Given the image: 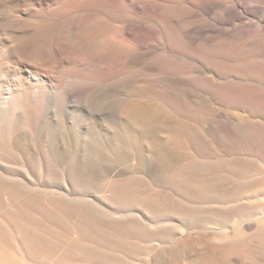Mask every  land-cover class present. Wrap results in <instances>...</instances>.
I'll return each instance as SVG.
<instances>
[{"label":"rangeland","instance_id":"obj_1","mask_svg":"<svg viewBox=\"0 0 264 264\" xmlns=\"http://www.w3.org/2000/svg\"><path fill=\"white\" fill-rule=\"evenodd\" d=\"M154 1L165 6L148 3ZM219 1L0 0V92L5 83L16 90L0 94L1 172L22 181L25 175L23 182L36 190L61 192L62 178L75 168L82 177L80 193L95 205L125 183V192L156 198V176L169 171L176 191L208 188L215 198L207 202L214 205L226 197L222 192L243 181L229 173L227 162L244 160L264 172V30L228 21L221 9L203 12L207 3ZM261 16L248 20L256 23ZM195 26L199 40L192 43L189 30ZM6 104L9 111L3 109ZM85 108L104 113L96 117ZM111 132L119 146L111 144ZM83 138L89 139L90 152L72 154L69 146ZM257 186L251 183L244 191ZM18 207L49 223L39 209L15 196L0 201V209ZM70 217L83 221L78 211ZM238 218L232 214L220 223L207 215L190 221L166 217L150 227L164 229L166 239L154 242L161 253L189 229L202 239L198 264H236L204 238L217 237V228L230 230ZM51 224L62 231L61 224ZM134 262L152 264L143 255Z\"/></svg>","mask_w":264,"mask_h":264},{"label":"bare ground","instance_id":"obj_2","mask_svg":"<svg viewBox=\"0 0 264 264\" xmlns=\"http://www.w3.org/2000/svg\"><path fill=\"white\" fill-rule=\"evenodd\" d=\"M148 3L153 4L157 8L165 6L164 3L159 4L157 1ZM247 3H245L244 0H236L235 5H229L228 0L216 2L215 5L214 2H209L203 7V12L214 11V8L221 9L224 11V14L227 15L226 19L228 21L242 24L248 28L251 25H257L256 29L264 30V16L257 18L256 23L248 20L251 16L254 17L258 14L264 15V7L262 6L264 5V0H247ZM238 8L241 9V11H238ZM61 15H66V13H60V16ZM199 32L200 27L198 26L190 28L189 40L192 43H196L199 40ZM129 34L130 32L127 31L124 32L123 35L128 39V37L130 38ZM19 62L20 61H18V64ZM10 67L12 66L10 65ZM9 86L10 85L5 83V87L7 88L4 89L5 91L3 90V92H0V94L5 93L9 95L15 93L16 90L11 92L12 89H10ZM263 93L264 92H262V94ZM189 95H191V93ZM200 95L202 94L200 93ZM15 96L17 95H14V98ZM3 109L7 111L8 105L6 104ZM84 111L96 117L104 113V111L92 112L90 110L89 112L86 108ZM19 112H21V110ZM128 113L130 112L128 111ZM214 117L213 119H215ZM261 120L262 119H260V121ZM222 124L224 126L226 125L224 123H221V125ZM211 127H213L212 124ZM87 128L88 127L84 125L81 127V131L84 135L89 133ZM25 131L26 133L30 132V129L25 128ZM105 131L108 133V129ZM110 131L111 129L109 132ZM114 133L115 132H111V144L113 145L118 142L117 137L113 135ZM84 138L83 141L80 142V145L75 147L69 146V150L72 154L81 153L86 155L90 152L91 147H89V139L86 140ZM104 144L105 143H103V145ZM118 144L120 145V143ZM118 144L116 146H119ZM106 148L109 149L110 146L106 145ZM232 163H234L235 166H233ZM246 164L251 163L244 160H236L224 164L226 168L230 167L232 169V172L229 173L239 175L243 178V181L240 183L241 187L239 185V188H235L234 190H232L233 188L228 189L232 190L231 192H222V196L226 195V197L218 203L214 200V205L207 202L208 198H215L208 188L200 190L198 185L192 187V189H195L194 191H191V189H186L182 192L176 191L170 184L171 171L162 172L156 176V180L159 182L157 192L155 193L157 196L156 198H144L140 195L137 196L130 192H125L124 188L127 186L125 183L112 189L108 197L97 200V205H95V203L90 200L92 198L89 199L80 193L82 177L75 168L62 178L61 192L36 190L23 182L28 178L25 175H22V181L18 177L2 173L0 170V201L15 196L17 199L24 201V203L39 209L43 214L42 219L49 222H44L40 218L27 213L20 207L15 209H0V264H136L134 261L139 255L150 258L152 264H164V261L171 263L177 258H179L181 264H198L196 253L202 246V239L200 237L192 235L190 233L192 231L186 229L188 231L187 235L185 234L186 236L181 235V237H178L180 238L179 242H173L161 253L160 247L154 244V242L163 236L161 232H163L164 229L159 225L152 229L150 225L159 224L160 220L166 217H179L190 221V218L199 215L214 217L215 220L222 223L232 214L237 215L239 218L235 220L230 230L225 232L221 228H217L214 231L217 237L213 239L204 238V240L210 241L209 244L211 247H220L219 253L225 260L232 261L236 264H264V172L259 173L260 171L256 168L251 169L249 166H246ZM47 167L49 168V166ZM229 173L223 177H225V179L230 178ZM128 180L130 179H126V181ZM254 182L258 183L257 188L251 191L248 189V191L245 192V186L251 185V183ZM105 189L106 186L104 190ZM161 194H165V196L159 197ZM258 194L263 197L262 201H256L255 196H258ZM73 211H78L79 215L83 217V221L76 220V222L74 218H71L70 214ZM51 223L61 224L63 227L62 231H58ZM101 227L106 228V230ZM195 230L193 232H195ZM199 231L202 232V230ZM164 238L166 239V237Z\"/></svg>","mask_w":264,"mask_h":264}]
</instances>
